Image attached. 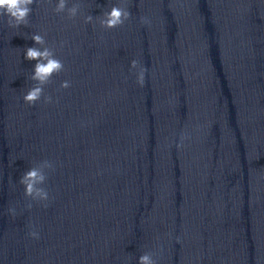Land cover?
Wrapping results in <instances>:
<instances>
[{
    "label": "water",
    "instance_id": "1",
    "mask_svg": "<svg viewBox=\"0 0 264 264\" xmlns=\"http://www.w3.org/2000/svg\"><path fill=\"white\" fill-rule=\"evenodd\" d=\"M236 264H264V0H168Z\"/></svg>",
    "mask_w": 264,
    "mask_h": 264
},
{
    "label": "clouds",
    "instance_id": "2",
    "mask_svg": "<svg viewBox=\"0 0 264 264\" xmlns=\"http://www.w3.org/2000/svg\"><path fill=\"white\" fill-rule=\"evenodd\" d=\"M36 3V0H0V18L6 17V23L8 27L19 28L21 25H29V16L33 9L32 5ZM67 9L69 19L75 18L80 10L79 4H73L72 7H67V0H58L54 11L56 13H62ZM131 12L126 7L114 5L109 11L104 12L99 19L101 27L105 29H114L120 27L125 21L129 20ZM94 17L88 15L85 17V23H91ZM143 23H150L146 17H141ZM36 45H40L41 48L27 47L24 49L25 59L29 61H36L34 70L30 77L36 84L28 89L24 94L23 100L28 105H34L39 101L44 94V86L51 82L53 75L60 73L64 70L63 62L55 57L54 50L46 46L45 37L39 33L32 34L30 37ZM132 68L138 67V61L133 60L131 62ZM146 68L140 67L137 82L144 85V74ZM61 88L67 89L70 87L69 81H63L60 85ZM45 102H51V97L46 96ZM44 168H52V164L49 161H44L39 166L29 168L21 176L19 183L24 186V194L27 197H31L33 200L46 201L48 199V192L38 187L46 180V175L43 171ZM31 207V205H29ZM10 212H14L13 209H9ZM34 238H39L37 232L33 231L29 233ZM138 264H156L152 255L144 253L139 256Z\"/></svg>",
    "mask_w": 264,
    "mask_h": 264
}]
</instances>
